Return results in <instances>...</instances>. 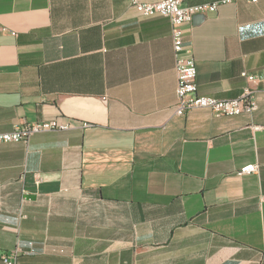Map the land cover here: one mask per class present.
Wrapping results in <instances>:
<instances>
[{
	"label": "crops",
	"instance_id": "crops-1",
	"mask_svg": "<svg viewBox=\"0 0 264 264\" xmlns=\"http://www.w3.org/2000/svg\"><path fill=\"white\" fill-rule=\"evenodd\" d=\"M0 25V131L71 124L0 142V252L20 249L21 264H264L261 85L249 83L251 114L175 115L172 25L130 0H0ZM181 27L199 95L234 98L243 71L264 72V0ZM249 163L258 171L239 174Z\"/></svg>",
	"mask_w": 264,
	"mask_h": 264
},
{
	"label": "built area",
	"instance_id": "built-area-1",
	"mask_svg": "<svg viewBox=\"0 0 264 264\" xmlns=\"http://www.w3.org/2000/svg\"><path fill=\"white\" fill-rule=\"evenodd\" d=\"M230 1L216 0L212 2L185 4L183 0H158L153 2L130 0V5L138 14L145 17L159 15L167 17L170 20L177 79L175 87L176 100L173 105V111L177 116H182L187 111L196 108L208 109L218 115L234 116L241 113L251 114L258 107L257 91L249 83L261 85L264 88V72L249 74L243 71L241 76L247 80L248 84L234 98H217L199 95L197 93L196 83V63L191 49L184 44V30L181 27L183 23L190 22L196 14L214 12L220 4ZM6 30L5 27L0 25V33ZM70 127L71 124L68 121H62L58 118L47 121L18 123L9 131H0V142L27 143L31 135L35 133L48 130H67ZM256 128H260V126H256ZM258 168V163H249L242 166L238 173H256ZM261 199L264 200V196ZM19 257L20 249L18 248L8 252H0V264H21Z\"/></svg>",
	"mask_w": 264,
	"mask_h": 264
},
{
	"label": "water",
	"instance_id": "water-1",
	"mask_svg": "<svg viewBox=\"0 0 264 264\" xmlns=\"http://www.w3.org/2000/svg\"><path fill=\"white\" fill-rule=\"evenodd\" d=\"M199 14H201V13H199ZM203 14V13H202ZM197 15V14H196Z\"/></svg>",
	"mask_w": 264,
	"mask_h": 264
}]
</instances>
